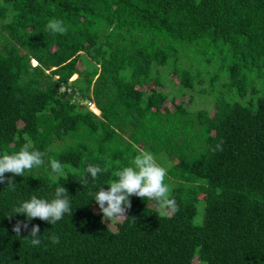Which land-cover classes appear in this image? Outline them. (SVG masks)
<instances>
[{
	"label": "trees",
	"instance_id": "obj_1",
	"mask_svg": "<svg viewBox=\"0 0 264 264\" xmlns=\"http://www.w3.org/2000/svg\"><path fill=\"white\" fill-rule=\"evenodd\" d=\"M172 76L183 98L215 92L213 111L176 103ZM25 144L46 163L5 173L0 264H264V0H0V154ZM144 150L172 158L178 210L135 196L112 229L90 193ZM62 184L72 215L17 234L12 210Z\"/></svg>",
	"mask_w": 264,
	"mask_h": 264
},
{
	"label": "clouds",
	"instance_id": "obj_2",
	"mask_svg": "<svg viewBox=\"0 0 264 264\" xmlns=\"http://www.w3.org/2000/svg\"><path fill=\"white\" fill-rule=\"evenodd\" d=\"M46 29L53 34L67 32V27L62 19H51L47 23ZM45 163V154L28 144H25L21 150L14 154H0V184L7 181V187L14 189L15 183L11 178L6 177L5 173L24 177L26 172H30L34 168H40ZM48 167L52 174L63 175V168L59 161H49ZM103 171L101 167L96 165H89L86 169L87 174L93 181H96ZM166 176V167L157 162L153 152L144 150L134 156L130 166H123L115 171L113 177L116 179L112 177L111 183L107 184V189L103 185L94 188L90 193L91 200H95L100 212L108 220L126 217L125 213L131 208L130 197L132 195L143 200L156 202L162 214H167L169 209L175 212L178 210V205L174 198H169L170 189L165 182ZM84 184H87V177ZM70 197L67 189L62 184L56 187L54 196L51 199L33 195L30 199L22 201L9 215L12 213L22 214L26 221H18L13 230L19 234L22 228L28 229V222L34 218H39L54 225L62 220L65 215L71 216L73 210ZM39 232L38 225H32L28 232L27 238L33 246H39L42 243ZM50 239L53 244L59 243V237L56 235H53Z\"/></svg>",
	"mask_w": 264,
	"mask_h": 264
},
{
	"label": "rangeland",
	"instance_id": "obj_3",
	"mask_svg": "<svg viewBox=\"0 0 264 264\" xmlns=\"http://www.w3.org/2000/svg\"><path fill=\"white\" fill-rule=\"evenodd\" d=\"M80 67L82 69L85 68L84 64H80ZM170 80V81H169ZM169 80H166V85L167 88L165 89V92L167 93H171V96L174 98H178V100L176 101V103H180L181 101L187 103V105L189 106V109L192 111H198V110H202V109H206L208 111L213 109L211 100L213 99V95L215 94V92H205V93H198V92H193V91H189L186 92L185 94L187 96H185L184 98L182 97V93L184 90L183 89H175L173 87H178V82L176 80V78L174 76L170 77ZM172 82V83H170ZM154 85L149 86L148 88H146L147 90H150ZM173 86V87H172ZM159 91H161V88H159ZM190 97H194L195 98V103L193 105H191V101H190ZM192 106V107H191ZM168 107L169 108H174V106L172 105L171 100H169L168 102ZM213 111V110H212ZM166 148H167V152L170 153V147L166 144ZM170 155H166V154H161L158 157H156L158 160L157 162L159 164H161L162 166L166 167V169H169L172 166V158L168 157ZM135 195H132L130 197V200L132 201L134 199ZM151 209L153 211H157L159 208L155 207V206H151ZM100 213V212H99ZM155 213V212H154ZM102 219L112 228L115 229L116 228V224L118 222H122L125 217H122L120 219H111L108 220L107 218H105L103 216V214H100Z\"/></svg>",
	"mask_w": 264,
	"mask_h": 264
},
{
	"label": "built area",
	"instance_id": "obj_4",
	"mask_svg": "<svg viewBox=\"0 0 264 264\" xmlns=\"http://www.w3.org/2000/svg\"><path fill=\"white\" fill-rule=\"evenodd\" d=\"M88 106L91 107V108L94 107L93 104H92L91 102L88 103Z\"/></svg>",
	"mask_w": 264,
	"mask_h": 264
}]
</instances>
